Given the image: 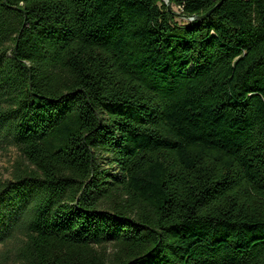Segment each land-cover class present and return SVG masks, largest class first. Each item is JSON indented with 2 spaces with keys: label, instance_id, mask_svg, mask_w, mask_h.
<instances>
[{
  "label": "trees",
  "instance_id": "trees-1",
  "mask_svg": "<svg viewBox=\"0 0 264 264\" xmlns=\"http://www.w3.org/2000/svg\"><path fill=\"white\" fill-rule=\"evenodd\" d=\"M170 5L0 0V264H264V0Z\"/></svg>",
  "mask_w": 264,
  "mask_h": 264
},
{
  "label": "rangeland",
  "instance_id": "rangeland-1",
  "mask_svg": "<svg viewBox=\"0 0 264 264\" xmlns=\"http://www.w3.org/2000/svg\"><path fill=\"white\" fill-rule=\"evenodd\" d=\"M179 21H182L179 19ZM19 159V153L15 149H0V180H7L11 177L12 167Z\"/></svg>",
  "mask_w": 264,
  "mask_h": 264
},
{
  "label": "water",
  "instance_id": "water-1",
  "mask_svg": "<svg viewBox=\"0 0 264 264\" xmlns=\"http://www.w3.org/2000/svg\"><path fill=\"white\" fill-rule=\"evenodd\" d=\"M166 3H167V5H168V9H169V11H171L172 10V6L170 5V0H164ZM222 4V2L221 3H219L214 9H212L211 11H209L206 15H204V16H202V17H199L198 18V20H200V21H204L211 13H213L214 11H215V9L218 7V6H220Z\"/></svg>",
  "mask_w": 264,
  "mask_h": 264
}]
</instances>
